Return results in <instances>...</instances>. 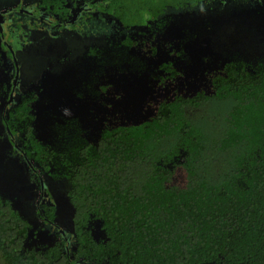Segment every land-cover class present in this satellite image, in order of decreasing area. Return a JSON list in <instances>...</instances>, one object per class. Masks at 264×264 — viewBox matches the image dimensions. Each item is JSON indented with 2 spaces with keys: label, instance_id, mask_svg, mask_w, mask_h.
<instances>
[{
  "label": "trees",
  "instance_id": "16d2710c",
  "mask_svg": "<svg viewBox=\"0 0 264 264\" xmlns=\"http://www.w3.org/2000/svg\"><path fill=\"white\" fill-rule=\"evenodd\" d=\"M36 1L66 20L65 0ZM203 1L101 0V13L139 34L114 39L127 65L96 75L62 141L39 132L43 94L6 112L30 171L68 182L73 244L33 246L0 195V264H264V57L192 56L187 22L165 12ZM42 210L54 222V207Z\"/></svg>",
  "mask_w": 264,
  "mask_h": 264
},
{
  "label": "rangeland",
  "instance_id": "374dc122",
  "mask_svg": "<svg viewBox=\"0 0 264 264\" xmlns=\"http://www.w3.org/2000/svg\"><path fill=\"white\" fill-rule=\"evenodd\" d=\"M35 2L0 0V12L6 7L14 9L19 5L28 9L34 7ZM8 14L11 17L7 14L1 17L3 22L7 18L16 20L24 17L18 12ZM170 16L176 21L182 19L187 22L188 31L193 36L190 51L194 57L215 61L240 58L249 62H257L264 57V0H204L198 6L169 9L165 17ZM30 20L33 22L35 19ZM171 26L179 34L185 28L183 25L181 29L175 23ZM31 28L27 32H20L7 27L5 38L14 50L20 78L27 80L23 84H38L41 81L39 77L47 76L48 87L43 98L50 105H47L45 127L40 126L45 116L42 101L37 106L35 126L41 127L39 132L44 139L60 142L79 127L75 114L81 108L83 93L88 91L96 75L116 65H127V52L117 50L114 39L100 44L103 39L116 34L112 21L102 15H83L73 30L64 33L72 34V38L67 37L63 41L55 38V42H47L48 39L43 42L39 29ZM58 34L55 33V36ZM124 34L134 37L139 33L131 30ZM95 44H100V50L89 59L84 51ZM1 60L0 57V195L28 221L29 241L33 246L46 249L61 241L59 229L65 234L70 248L73 234L72 210L66 198L68 182L43 177L38 170L32 173L13 147L14 143L17 144L16 139L9 137L2 124L7 101V92L3 95L2 89L9 87L11 77L7 66L2 67ZM72 110L71 114L69 111ZM39 177L44 184L40 206L54 207L57 229L39 219Z\"/></svg>",
  "mask_w": 264,
  "mask_h": 264
},
{
  "label": "flooded vegetation",
  "instance_id": "af4514ba",
  "mask_svg": "<svg viewBox=\"0 0 264 264\" xmlns=\"http://www.w3.org/2000/svg\"><path fill=\"white\" fill-rule=\"evenodd\" d=\"M99 2H101V0H65L62 8H64L67 11V18L64 21H61L58 15L46 13L44 9L39 8L37 1L35 2L34 7L31 8L28 7V9L26 7L19 5L14 9L6 7L7 9H4L3 11L0 12L3 13L0 14V26L2 28V32H0V57L2 59L1 63H2V67L3 66L5 67V65L7 66L8 70L10 71V77H11V82H9V87H7V89L6 88L2 89L3 95H6L7 92L6 95L7 101L4 105L2 118L10 108H14L18 106L19 99L23 94L34 91L38 96L44 94L42 92L45 91V83L47 77V76H44L43 78L39 77L41 78V81L38 84H34V85L23 84L26 83L27 80L22 81V79L20 78L19 68L17 66V59L15 58L14 50L11 47V45H9V43L5 38L6 28L9 27L11 29L14 28L20 32H27V29L32 30L31 27H33L39 29V32L41 33L39 34L41 36L40 39L41 41L46 42V40L48 39L47 42L52 43L53 41L55 42V38L58 39L59 41L66 40L67 37L72 38L73 36L72 34L65 35L64 33L69 30H73L74 26L79 22V20L83 15L93 16L96 14L98 16L99 15L105 16L106 18L111 20L112 27L114 28L113 30L116 31V34L110 35L107 38L103 39V41L100 42V44L107 42L109 39H119L124 37H127L135 41L137 35H135L136 37L135 36L130 37L129 35L124 34V32H129L131 31V29H127V30L121 29L112 16L103 14L99 11L98 8ZM95 4L96 7H93ZM15 12L23 14L24 17H22L21 19L18 18L16 20H14L13 18H7L8 20L3 22V18H1L3 15L7 14L8 17H11L9 16L8 13H15ZM31 18L35 20L32 22L30 20ZM133 30L136 31L135 29ZM55 33H59V34L55 36ZM46 36H48V38ZM34 44H37V42ZM100 44H95V45L98 46ZM2 55H4V57ZM37 209H38V215L43 216L44 212L42 210V207L40 206V202L39 204H37ZM42 219L46 221L44 218H41L40 220ZM47 223L48 225L57 229V225L54 224V222H47ZM58 231L60 232V235H62L61 230L58 229ZM62 237L65 240H67L65 234L62 235Z\"/></svg>",
  "mask_w": 264,
  "mask_h": 264
},
{
  "label": "water",
  "instance_id": "95a60500",
  "mask_svg": "<svg viewBox=\"0 0 264 264\" xmlns=\"http://www.w3.org/2000/svg\"><path fill=\"white\" fill-rule=\"evenodd\" d=\"M0 14H3V13H0ZM0 32H2V28H1V26H0ZM6 132H8V130L6 131ZM9 133V132H8ZM12 137V136H11ZM13 147H14V149L22 156V158H23V160L25 161V163L28 165V168L30 169V170H33V166H32V163H31V161H29L20 151H19V148H18V146H17V144L16 143H14L13 144ZM39 188H40V192H39V201H38V203L37 204H39V202H40V200H42L43 199V189H44V184H43V180H42V178L41 177H39ZM61 234L62 235H64V233L63 232H61Z\"/></svg>",
  "mask_w": 264,
  "mask_h": 264
}]
</instances>
